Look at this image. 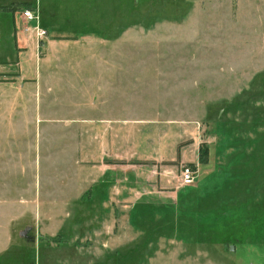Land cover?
Masks as SVG:
<instances>
[{
  "label": "rangeland",
  "instance_id": "374dc122",
  "mask_svg": "<svg viewBox=\"0 0 264 264\" xmlns=\"http://www.w3.org/2000/svg\"><path fill=\"white\" fill-rule=\"evenodd\" d=\"M0 8L8 100L0 152L31 149L10 120L32 107L37 119L64 115L73 90L99 87L105 109L133 121L121 128L122 156L135 154L141 181L127 182L134 194L122 196L130 203L114 220L87 223L70 240L83 246L82 264H264V0H0ZM35 9L49 28L42 38L23 15ZM21 58L30 61L22 67ZM194 141L208 149L204 163ZM183 165L196 169L191 184L180 182ZM156 167L170 187L155 175L149 185ZM44 250L33 246L37 264Z\"/></svg>",
  "mask_w": 264,
  "mask_h": 264
},
{
  "label": "crops",
  "instance_id": "0c3cea01",
  "mask_svg": "<svg viewBox=\"0 0 264 264\" xmlns=\"http://www.w3.org/2000/svg\"><path fill=\"white\" fill-rule=\"evenodd\" d=\"M34 11L39 14L38 9ZM39 20L40 15L38 25ZM21 59L22 67L30 61ZM100 91L99 87L73 90L67 101L70 104H66L71 108L65 106L64 115L51 112L46 118L40 113L37 119L32 107L25 120H10L12 133L17 135L26 129L31 149L0 152V264H37V255L32 254L36 245L45 248L44 264H82L78 256L84 248L73 246L70 240L78 233H88L84 227L87 223H100L104 216L114 220L115 209L122 202L130 203L122 196L134 194V187L126 185L141 181L137 176L141 169L135 170L134 153L130 156L128 151L122 156L121 128L133 127V121L122 120L118 112L105 109ZM0 101L5 104L8 100ZM17 124L21 129L14 128ZM1 130L5 134L4 125ZM193 143L198 153V142ZM123 172L127 178L124 181ZM153 176L159 188L170 187L167 170L156 167L155 174H146L150 186H154ZM14 248L19 257L8 260Z\"/></svg>",
  "mask_w": 264,
  "mask_h": 264
},
{
  "label": "built area",
  "instance_id": "2783aa9c",
  "mask_svg": "<svg viewBox=\"0 0 264 264\" xmlns=\"http://www.w3.org/2000/svg\"><path fill=\"white\" fill-rule=\"evenodd\" d=\"M23 15L28 20H35V33L38 38H42L46 35V30L38 25V16L33 14L31 10H24ZM196 169L191 166L183 165L180 169V182L182 185L191 184L196 179Z\"/></svg>",
  "mask_w": 264,
  "mask_h": 264
},
{
  "label": "trees",
  "instance_id": "16d2710c",
  "mask_svg": "<svg viewBox=\"0 0 264 264\" xmlns=\"http://www.w3.org/2000/svg\"><path fill=\"white\" fill-rule=\"evenodd\" d=\"M1 9H2V8H0V10H1ZM3 10H5V11H10V10H8V9H3ZM205 149H206V148H205ZM202 152H204V156H206V155L208 156V149L202 151L201 148L199 147V153H198L199 157H198V159H199V162L204 163L205 159H203V156H201V155L203 154Z\"/></svg>",
  "mask_w": 264,
  "mask_h": 264
},
{
  "label": "water",
  "instance_id": "95a60500",
  "mask_svg": "<svg viewBox=\"0 0 264 264\" xmlns=\"http://www.w3.org/2000/svg\"><path fill=\"white\" fill-rule=\"evenodd\" d=\"M230 249H232V246L230 247Z\"/></svg>",
  "mask_w": 264,
  "mask_h": 264
}]
</instances>
